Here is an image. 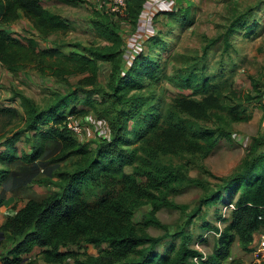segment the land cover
Masks as SVG:
<instances>
[{
	"label": "trees",
	"instance_id": "16d2710c",
	"mask_svg": "<svg viewBox=\"0 0 264 264\" xmlns=\"http://www.w3.org/2000/svg\"><path fill=\"white\" fill-rule=\"evenodd\" d=\"M145 2L128 0L127 17L131 21L139 18ZM169 14L172 15L173 11ZM22 17L31 21L40 36L70 29L67 19L46 7L43 0H0V62L8 71L15 74L32 69L40 75L65 80L69 75L90 71L96 75L99 60L110 61L113 68H122L124 39L109 11L95 9L91 19L96 34L107 43H75L72 45L81 50L72 49L69 53L56 46L40 49L33 37L19 39L4 27ZM216 41L212 40L210 45ZM225 44L230 45L227 40ZM140 53L130 61V68H125V74L119 71L117 81L116 73H113L109 90L98 101L101 108L96 107L95 99L88 98L98 115L106 117L112 131L110 137H106L94 150L86 145L80 146L67 126V116L73 115L75 118L76 114H66L60 110L66 104L67 97H77L78 90L84 89L59 95L46 108L39 107L32 98L21 94L26 109V129L38 130L41 123L49 121L51 124L44 135L61 140L66 150L62 158L75 154L81 160L73 170L60 173L59 191L43 199H30L0 225L3 240L10 244L8 256L6 254V259L0 264H20L24 260L23 255L29 254L37 246L43 248L44 260L51 264H221L237 234L248 243L253 241L255 232L261 228L264 231V136L259 135L253 137V147L246 149L242 165L229 176H218L206 170L221 182L202 196L187 223L199 215L202 205L214 204L223 198L224 192L229 193L232 198L230 202L234 201L235 206L231 221L224 228L203 225V229L212 227L220 234L215 252L203 258L202 253L191 245L193 235L189 231L185 228L175 233L167 231V226L156 211L164 206L178 207L176 202L169 200V195L180 191L188 177L183 172V165L165 163L161 155L188 153L197 158H206L222 137L230 135L229 125L232 122L246 119L241 110L242 103H229L224 98L232 101L242 97L246 101L262 102L263 94L254 80L256 93L231 90L222 96L216 90L209 91L214 85L203 78L198 88L204 92L201 98L181 95L174 99L165 113L149 107L145 113L150 100L134 90L143 86L146 75H155L158 64L152 57ZM189 75L184 78L187 87L194 83L192 74ZM94 78L89 76L86 82L93 83ZM75 110L71 108V111ZM131 120H136L138 125L144 124L136 131L141 146L134 148L128 146L132 143L129 135ZM26 157H30L31 165L22 172H12L10 179L13 188L33 182L39 173L50 176L56 168L50 162L38 159V155ZM125 165H133V172L127 173ZM7 175L0 172V185L8 179ZM138 176H146L147 182H139ZM243 179L250 181L242 187L236 186ZM189 182L202 183L194 179ZM236 193L238 196L234 198ZM4 200L5 192L1 190L0 207ZM144 203H151L152 208L139 223H135L134 211ZM151 225L165 228L166 231L153 235L146 229ZM178 235V246L172 243L167 248V240ZM83 244H93L97 253L82 254L80 249ZM71 246L79 250L75 251ZM195 256H199V262L194 261ZM70 258L73 261L66 262Z\"/></svg>",
	"mask_w": 264,
	"mask_h": 264
},
{
	"label": "rangeland",
	"instance_id": "374dc122",
	"mask_svg": "<svg viewBox=\"0 0 264 264\" xmlns=\"http://www.w3.org/2000/svg\"><path fill=\"white\" fill-rule=\"evenodd\" d=\"M61 1L48 6L70 20V22L67 20L70 25L67 32L40 36L31 21L24 17L4 27L19 39L33 37L40 49L56 46L69 53L72 49L81 50L80 47L72 45L75 43L87 45L107 43L91 28L90 21L94 17V10L87 5V0H80L82 5L79 3L66 4ZM172 1V15L169 14L171 12L169 7L162 12V15L158 11L160 9H155L157 13L151 15L152 2L145 6L143 17L134 21L127 17L128 13L124 15L125 17H115L109 12L118 24L117 29L120 30L124 39L121 53L122 68L119 66L113 68V63L110 61L99 60L95 69L96 75L90 71L84 74L69 75L64 80L41 76L32 69L14 74L0 62V105L5 106L0 109V140L3 136H7L5 143L0 141V170L9 174L8 179H5L2 185H5L7 190L10 189L12 172H22L28 169L31 165L29 156L33 154L38 155V159L42 158L56 167L50 176H46L44 172L39 173L36 179L28 185L18 189L12 187V192L9 193L12 195V207L15 209L12 214L18 211L17 209L26 199H43L59 191L60 173L73 170L81 160L75 154L62 158L66 150L61 140L44 135L51 124L49 121L41 123L38 130L26 129V109L21 94L32 98L39 107L46 108L56 101L59 95L76 92L79 88L90 91L87 93L84 90H78V96L67 97L66 104L60 108L66 114H76L75 118L81 123V130L80 132L72 131V135L80 146L86 145L90 150H94L112 134L108 120L98 115L96 108L91 106L90 100L95 99L96 107L101 108L98 101L102 99L104 92L109 90L110 82L113 81V73H116L115 80L117 81L119 71L123 72L122 75L125 74V71L130 68V61L139 52L152 57L158 64L155 75L153 77L146 75L143 86L134 90L150 100L144 110L145 113L148 111L147 107L165 113L174 99L181 95L201 98L204 92L198 88L201 87L199 81L203 78L214 85V88L209 91L216 90L222 96H226L231 90L256 93L255 81L258 90L264 95V0ZM249 26L250 29L247 31ZM149 33H153L152 37H149ZM214 39L217 41L210 45ZM226 40L229 46H226ZM189 74H192L191 77L194 79L191 87H187L184 80L186 75L190 76ZM89 76L95 77L93 83L86 82ZM243 99L237 97L231 101L227 97L224 98L229 103H242L241 110L246 119L232 122L229 125L230 135L222 137L209 156L201 159L183 153L164 154L160 157L165 163L174 166L183 165V172L188 177V181L184 183L180 191L169 195V200L176 202L178 207H161L156 211V215L167 226V231L170 233L184 228L189 231L193 235L191 245L206 258L212 255L219 246L220 234L212 227L203 229V225L210 224L224 228L230 223L233 210L229 206L232 198L229 193L224 192L223 198L214 204L202 205L199 215L187 223L200 204L202 196L210 193L221 182L206 170H211L218 176H229L242 165L246 149L253 147L252 137L264 136L262 102ZM71 108L76 110L73 112ZM143 125H138L136 120H131L129 135L132 143L128 145L129 148L141 146L136 131ZM244 134L250 137L246 139L248 143L240 137ZM14 137L18 139L13 141ZM133 170V165H125L127 173ZM190 179L201 180L202 183L189 182ZM138 180L146 183L147 177L138 176ZM249 181V179H243L236 186L242 187ZM237 196L238 193L234 198ZM151 208V203H144L136 208L133 221L139 223L142 216ZM146 229L153 235H160L166 231L165 228L155 225L148 226ZM262 231L261 228L255 232L253 241L248 243L241 239L240 234H237L228 255L222 259L221 264H264V258L255 255L254 248L251 247L259 239ZM2 236L3 233L0 230V262L6 259L7 250L10 247ZM179 242V235L170 237L165 246L168 248L172 243L178 246ZM71 248L75 251L79 250L76 246H71ZM80 252L96 254L97 248L93 244H83ZM42 254L41 249L37 248L34 252L23 255L24 260L20 264L27 262L46 264ZM70 261H73L72 258L66 262Z\"/></svg>",
	"mask_w": 264,
	"mask_h": 264
},
{
	"label": "crops",
	"instance_id": "0c3cea01",
	"mask_svg": "<svg viewBox=\"0 0 264 264\" xmlns=\"http://www.w3.org/2000/svg\"><path fill=\"white\" fill-rule=\"evenodd\" d=\"M57 1H61V0H43V4L46 6V7H49L48 5H54L53 3H55V2H57ZM62 3H66V4H80V5H82V3L80 2V0H77V1H75V2H66V1H61ZM153 3L152 5H151V15H155L156 13H157V11L156 10H158V9H160V10H158V11H160V15H162V12H165V9H167L168 7H169V9L171 10V9H173V7L171 6V4L173 3V1L172 0H146V2H145V4H144V8H143V10H142V12H141V14H140V16H139V19L140 18H142L143 17V15H144V13H145V10H146V8H145V6L148 4V3ZM47 3V4H46ZM87 5H89L90 7H91V9H93V10H95V9H98V7H97V3L95 2V0H87ZM50 8V7H49ZM156 9V10H155ZM86 11V10H85ZM87 13H89V11H86ZM23 18V17H22ZM22 18H20V19H22ZM24 18H26V17H24ZM66 18V17H65ZM28 19V18H27ZM67 20H69L68 18H66ZM69 22H70V20H69ZM79 22V21H78ZM80 25H82V24H80ZM84 25V24H83ZM90 25H91V28H93L94 29V26H93V24H92V22L90 21ZM250 27V26H249ZM250 29V28H249ZM35 31V30H34ZM247 31H248V29H247ZM96 33V32H95ZM153 35V33H149V37L150 36H152ZM84 44V43H83ZM41 76H43V75H41ZM5 107V106H4ZM3 107V105H0V109H2V108H4ZM263 125H264V123H263ZM10 136H12V135H10ZM240 137L243 139V140H246L247 138H250L249 137V135H246V134H244V136H242V135H240ZM254 137V136H253ZM252 137V138H253ZM6 140H7V136H3L2 138H1V142L2 143H5L6 142ZM247 141V143H248V140H246ZM254 143V142H253ZM1 149H3V145H1ZM28 185V184H27ZM24 186H26V185H24ZM24 186H22V187H24ZM22 187H17L16 189H18V188H22ZM1 190H4V192H5V200H4V203H3V205L0 207V225H2L4 222H5V220H6V218L9 216V215H12V213L14 212L13 210H15L14 209V207H12V195L11 194H9V193H11L12 192V183H10V189H6V187H5V185H0V191ZM31 198H29V199H26L22 204H21V206H20V208H18L17 210H19V209H21V208H23L27 203H28V201L30 200ZM16 207H17V204H16ZM37 248H39V249H41V251L43 250V248L42 247H39V246H37V247H35L34 248V250L32 251V252H34ZM43 255V254H42ZM46 264H51V263H47L46 262Z\"/></svg>",
	"mask_w": 264,
	"mask_h": 264
},
{
	"label": "built area",
	"instance_id": "2783aa9c",
	"mask_svg": "<svg viewBox=\"0 0 264 264\" xmlns=\"http://www.w3.org/2000/svg\"><path fill=\"white\" fill-rule=\"evenodd\" d=\"M95 2L97 3V7L99 10L109 11L115 17H125L124 15L127 14L128 0H95ZM262 106L264 109V95ZM66 124L72 131L80 132L81 130V123H79L73 115L67 116ZM229 206H231L232 208L235 207L233 202H231ZM209 232L207 234H209ZM205 237L206 235L203 236V239H205ZM252 248H254L255 255H260L264 258V231H262L259 239L255 243H253ZM203 258H206V256H203ZM194 261L199 262V256H195Z\"/></svg>",
	"mask_w": 264,
	"mask_h": 264
}]
</instances>
